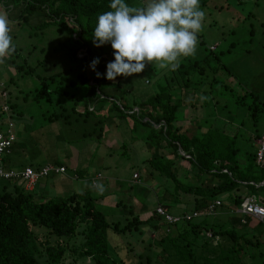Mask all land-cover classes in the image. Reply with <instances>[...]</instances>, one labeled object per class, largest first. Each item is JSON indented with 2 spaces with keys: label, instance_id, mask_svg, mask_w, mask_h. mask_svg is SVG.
<instances>
[{
  "label": "trees",
  "instance_id": "trees-1",
  "mask_svg": "<svg viewBox=\"0 0 264 264\" xmlns=\"http://www.w3.org/2000/svg\"><path fill=\"white\" fill-rule=\"evenodd\" d=\"M125 2L130 6H137L135 0ZM0 3L9 13L8 20L10 12L16 10L15 21L28 24L32 16L39 15L40 23L36 28L46 29L53 25L58 30H64L68 35L67 40L56 50L65 51L71 62L80 61L83 68L82 73L79 70L76 80L68 83L69 88L74 91L76 87H81L82 95L79 93L78 98L76 94L72 95L71 100L75 101L70 109L61 102L55 103L61 112L47 120L51 122L64 118L67 121L72 115H76L82 118L103 116V121L106 122L110 120L113 111L119 122H123L125 116L131 117L135 123L131 126V131L135 130L136 125H143L148 129L143 141L152 152L147 165L150 169L149 180H152L153 185L150 189L135 185L136 194L143 193L145 197H151L156 206L162 204L167 208L166 211L171 206L182 204L186 208L190 207L186 213L196 212L200 215L195 223L192 221L170 226L156 240L160 250L155 256L153 252H149L143 257L142 251L135 248L136 241L144 233L143 229L158 227L156 224L161 220L154 211L145 220L134 218L132 222L122 225L119 220L107 221L106 216L96 208L103 197L93 198L90 192H73L61 197H51L49 193L36 198L34 191L38 184L53 180L56 174L39 179L32 191L25 190V182L20 178H0L8 184V187H0V264H65L62 259L67 254H71L72 264L86 259L93 264H125V260L132 255V264H142L143 260L149 264L152 261L156 264H264V229L260 227L261 232L258 234L254 229L249 230L248 227H253L250 224L253 219L247 218V223L242 224L239 219L231 216L223 223L217 217L216 220L214 217H203L207 205L224 197V200L234 206L233 211L248 196L255 195L264 204V197L259 194L264 192V185L258 186L264 182V162L257 165V148L250 149L254 148V142H250L248 138L241 139L240 127L244 125L229 121L226 113L228 104L235 107L242 105L241 101L247 98V94L241 97L235 95L230 86L213 74H217L220 68L227 71L219 64L216 56L213 60L217 63V68L211 74L206 71L210 66L208 56L200 64L188 61V65L182 66L180 63V67L174 72L159 71L153 83V94L136 104L134 100L131 102V99L124 96L119 99L115 96L122 92V85L131 76H118L115 81H109L103 75L97 78L89 67L91 61L98 57L96 70L104 74L106 64L114 59L110 44L97 48L91 38L97 16L110 10V0H0ZM53 76H49L48 83L53 81ZM45 80L34 90L31 101L37 104L50 103L51 95H67L66 92H59L62 93L60 95L57 91H49ZM61 82L67 80L62 79ZM248 95L258 100L253 94ZM0 97L6 101L2 106L0 103V133L5 132L11 124L16 138L10 153L0 160V166L16 173L27 167L38 172L47 165L64 167L67 172L70 171L68 165L57 159L43 165L30 160L33 165H19L16 170L10 167L7 158L16 149V156L19 157L18 153L25 154L29 145L20 142L14 132L15 125L10 116L16 111V106L10 103L8 91L3 90ZM27 98L23 97L22 101ZM81 102L86 103L83 110L77 107ZM255 107V101L253 107L246 105V118L253 124H262L263 129L254 130L252 140L259 139L264 130V110H256ZM178 108H183L185 114H188L183 115L181 125L177 122ZM218 109L220 115H217ZM6 113L9 115L7 119L3 118ZM191 123L195 130L189 135ZM103 136L100 133L97 138ZM84 138H89L88 134ZM107 148L103 151L109 154L110 148ZM16 160L18 161L17 157ZM179 162H186L189 171L191 169L192 176L187 181H180V173L188 171ZM77 172L80 177L83 175V171L74 169L75 175ZM75 175L70 178L78 179ZM98 180L96 176L90 179L92 189H96ZM147 206L150 208L148 203L143 204V208L146 209ZM221 209L227 211L228 208L222 204ZM208 219L212 223H208ZM235 226H240V234ZM109 229L117 236H128L125 249L121 238L117 245L109 244ZM206 233H211L213 238L218 237L219 242L213 245V238L206 239ZM147 244L151 251L153 242L150 240Z\"/></svg>",
  "mask_w": 264,
  "mask_h": 264
},
{
  "label": "rangeland",
  "instance_id": "rangeland-1",
  "mask_svg": "<svg viewBox=\"0 0 264 264\" xmlns=\"http://www.w3.org/2000/svg\"><path fill=\"white\" fill-rule=\"evenodd\" d=\"M135 1L137 6H142L147 2ZM200 6L206 13V20L202 32L198 35L199 42L196 55L182 59L181 65H188V61L200 64V61L208 56L210 66L207 67L206 71L211 74L213 69L216 70L217 68V63H215L213 57L218 58L219 64L224 66L227 71L220 68L217 74H213L224 84L230 86L235 95L241 97L247 94V98L241 101L242 105L238 107L227 105L226 113L229 121H233L237 125L239 123L243 124L244 126L240 127L241 139L248 138L249 141H253V131L263 129V125L253 124L246 118L248 113L246 105L253 107L255 101V109L264 110V0H200ZM0 13H5L7 17L9 14L1 7V3ZM16 13V10L10 12L11 17L9 20L16 51L11 58L0 64V94L3 90L8 91L10 103L16 106V111L10 116L15 125L14 132L20 142H26L29 146H27L25 154L18 153L20 158L16 156L18 149L14 150L15 152L7 158L10 167H14L13 169L16 170L19 169V165H28L30 160H36L34 163L43 165L52 163L57 159L58 162L68 165L70 168H81L83 171L81 178L83 180L70 179L72 174L70 171L63 177L54 175L53 180H46V184L51 189L49 192L51 197H61L73 192H90L93 198L109 194L112 196L111 201L115 203L119 196L124 202V194H126V197L131 201L128 205L133 203L134 208L137 210H139L141 204L145 203L153 207L155 201L151 197L146 196V198L144 195L137 193V196L142 198L140 199L142 200L141 204L133 197L137 189L132 184L133 173H138L140 180L135 179L136 181L138 180L140 184L144 185L146 182H150L149 184L153 185L152 180H149L148 172L150 169L147 165L152 152L143 141V136L147 134L148 129L143 125H136L135 130L131 131V126L135 125L134 119L125 116V120L119 122L116 119L115 111L111 112L110 120L106 122L103 121V116L82 118L76 115H72L67 121L62 118L63 120L49 122L47 120L49 117L61 112L55 103L61 102L63 106L69 108L75 101V99L71 100L72 95L75 96L76 94V98L79 97V93L82 95L81 87H76V91H74L69 88L68 83L76 80L77 75L80 74L79 70L82 73L83 68L80 61H77V63L71 62L65 51L56 50L59 45L67 40L68 35L64 30H58L53 25L46 29L36 28L35 26L40 23L39 15L32 16L28 24L15 21ZM211 48H213L212 51ZM159 71L164 72L166 70L154 68L149 64L142 73L133 74L129 81L122 85L123 89L121 88L120 91L123 93L115 95L116 99L124 96L131 99V102L134 100L138 104L142 99L152 95L154 91L153 83ZM51 75H54L53 81L48 83V78ZM43 79H46L44 82H46L45 85L49 88V91L66 92L67 95H61L62 93H59L62 97L51 95L50 103L37 104L31 101L34 90L39 88ZM62 79L67 80V82L62 83ZM148 82L149 84H147ZM248 94H253L258 97V100L256 101L254 97ZM23 97L28 98L22 101ZM0 103L2 106L6 101L0 97ZM85 104V102H81L77 107L82 109ZM116 104L118 103L116 102ZM184 114L183 108H178L176 113L178 125L183 123L182 117ZM8 116L6 113L3 118L7 119ZM194 130L195 126L191 123V131L188 130V134L193 133ZM100 133H103L104 136L97 138ZM86 134L89 138H84ZM103 142L105 143L103 144ZM107 147L110 148L108 150L109 154L103 151L107 150ZM179 164L185 171L189 170L187 164L185 165L182 162H179ZM98 172L109 175V179L106 180L105 184H99L103 187L102 193L90 186V179H93ZM191 176V169L189 173L182 172L179 175L180 181H187ZM64 178L71 180V183L69 182V186L66 188L59 189ZM149 184L146 185L149 186ZM116 185L123 186L121 194L116 191ZM1 186L8 187V184L0 180ZM259 194L264 197V192H259ZM222 201L225 204L227 203V200L223 199ZM96 208L106 216L108 222H114L117 220L115 218L122 215L121 210L109 209L107 206L103 208L100 202L96 204ZM187 208L190 209L189 206ZM185 211L187 209H180L179 211L173 206L169 209L170 214L173 216H181ZM230 215L233 219H239L240 221L238 214L233 213ZM245 219L247 220V218ZM210 221L212 223V220L208 219V223ZM250 224L253 225V228L255 227V233H260L261 229L255 221L250 222ZM236 228L240 234V226ZM41 230L43 229H36V231ZM148 235L151 239L157 240V232H150ZM107 237L111 246L117 245L119 238H121L122 247L128 243L127 235L117 236L110 229ZM136 243L138 244V241ZM140 245L144 249L148 248L150 254L153 252V256L160 250L156 243H154L151 251L148 244L143 243ZM142 254L144 257L149 253L142 251ZM62 261L65 264H72L71 254L64 256ZM132 263H134V255L125 260V264ZM78 264H93V262L86 259L79 260ZM142 264L149 263L143 260ZM151 264H156V262L152 261Z\"/></svg>",
  "mask_w": 264,
  "mask_h": 264
},
{
  "label": "clouds",
  "instance_id": "clouds-1",
  "mask_svg": "<svg viewBox=\"0 0 264 264\" xmlns=\"http://www.w3.org/2000/svg\"><path fill=\"white\" fill-rule=\"evenodd\" d=\"M108 7L97 16L92 43L97 48L110 44L114 59L106 64L104 74L96 70L99 58L91 61L89 67L97 78L103 75L115 81L118 76L142 73L149 64L174 72L182 59L196 55L206 20L200 0H147L142 6L110 0ZM9 25L7 15L0 13V64L16 51ZM98 191L102 193L103 187L98 185Z\"/></svg>",
  "mask_w": 264,
  "mask_h": 264
},
{
  "label": "crops",
  "instance_id": "crops-1",
  "mask_svg": "<svg viewBox=\"0 0 264 264\" xmlns=\"http://www.w3.org/2000/svg\"><path fill=\"white\" fill-rule=\"evenodd\" d=\"M220 108V107H219ZM186 115V114H185ZM188 115V114H187ZM186 115V116H187ZM217 115H220V110L218 109V111H217ZM199 118H201V117H199ZM225 120V119H224ZM226 121H228V119L226 120ZM190 130H191V125H190ZM263 132V131H262ZM258 140V139H257ZM257 140H253V142H255V144H254V148H250V149H255V148H257L256 147V141ZM251 142V141H250ZM247 149H249V147L247 148ZM252 150V151H253ZM170 158H172V156L170 157ZM183 164H187L186 162H182ZM188 167H189V165H187ZM71 170L70 171H72V174H71V176H74L75 175V173H74V169H76L77 171H82V169L81 168H79L78 169V167L77 168H73V167H71L70 168ZM73 169V170H72ZM188 172H189V170H187ZM225 172V171H224ZM135 174H138V173H133V176H132V184H134V185H138V186H140V187H142V186H147L148 184H149V182L147 183V185H144V184H140V182H138V180H140V175L138 174V180L136 181L135 179H134V175ZM75 176H78V180H83L80 176H79V174H78V172L76 173V175ZM98 178H100L99 180H98ZM71 179V178H70ZM107 179H109V175H107L106 173L103 175V173L102 172H98V174H96V180H98L99 182H98V184H97V186H96V189L95 190H97L98 189V185L99 184H105V182H106V180ZM68 181H70V180H68V179H66V178H64V181H63V183H62V185H61V188H59V189H64V187L66 188L67 186H69V182ZM140 184V185H139ZM118 185V184H117ZM116 185V191H118V194H121V192H122V189H123V186H117ZM262 185H264V182L263 183H261L259 186H262ZM151 185L149 184V186H147L146 188H149ZM130 189H132L131 187H129ZM150 189V188H149ZM50 186H48L47 184H46V181H41L39 184H38V186H37V188L35 189V191H34V194H35V197L37 198V196L39 195V197H42V196H44V195H48L49 194V192H50ZM141 194V193H140ZM141 195H143V193L141 194ZM255 196V195H254ZM100 197H103L102 198V200H100V203H101V206L103 207V208H105V206H107L109 209H115V210H121V216H119V218H115V219H117V220H115V221H120L121 223H122V225H125L126 223H130V222H132L133 221V219L134 218H138V220H145V219H147L151 214H153V211H154V213H155V209L156 208H158V207H161V208H163L165 211H166V209H165V207L162 205V204H159V205H157L156 206V203H155V205L153 206V207H148L147 206V208L145 209V208H143V204H141L142 203V200H140V199H142L140 196H137V194H136V192L133 194V197L141 204L140 206V208H139V210H137V209H135L134 208V205H133V203H130L129 205H128V203L129 202H131L130 201V199H128L127 197H126V194H124V199H125V201L123 202V200L121 199V196H119V197H117V202H113V201H111V197L112 196H110L109 194H106V195H100L99 196V198ZM225 198V197H224ZM223 198V199H224ZM223 199H219V200H221V202H222V204L224 205V206H226L228 209H227V211L226 210H222L221 209V207H222V204H221V206L220 207H218L216 210H215V214H213V215H206L205 214V211H204V214H203V217L204 218H215V217H217V218H219V221H220V223H223V222H225L226 220H229V218H230V214H238V213H236V212H234L233 211V208H234V206H232L230 203H229V201L227 200V203L225 204V203H223ZM217 200V199H216ZM174 207V206H173ZM175 208L177 209V210H179L180 211V209H185L186 207L184 206V205H177V206H175ZM180 208V209H179ZM231 208V209H230ZM187 209V208H186ZM168 211V210H167ZM166 211V212H167ZM188 211V210H187ZM187 211H185L184 213H186ZM168 213L170 214V212L168 211ZM183 213V214H184ZM190 213V212H189ZM156 215V214H155ZM239 216H240V221H241V223L242 224H246L247 223V221H246V219L245 218H248V217H245V216H242V215H240V214H238ZM157 217H159L160 218V220L161 221H158V223L156 224V225H158V227L157 228H153V227H150L149 229H143V232L144 233H142V236L139 238V240H138V242L140 243V244H143V243H146V245H147V242L148 241H150L151 240V242H153V244L156 242V240H154L153 238L151 239L150 238V236L148 235L150 232H157V234H158V237H157V239H159V237H162L163 236V234H164V232H167L168 231V229H170V226L171 227H173V226H175V225H177V224H174V225H169V224H167L166 222H165V220L162 218V217H160V216H158V215H156ZM182 216V215H181ZM201 218V217H200ZM198 219V218H197ZM215 220H216V218H215ZM254 220V219H253ZM258 225H259V227H261L260 226V224L256 221V220H254ZM231 222H234L235 224H236V222L235 221H231ZM179 224V223H178ZM249 228V230L251 229V228H253V227H248ZM253 229H255V227L253 228ZM156 230V231H155ZM254 231V230H253ZM260 232H261V230H260ZM145 236H146V238H145ZM135 237H139V236H135ZM205 238L207 239H210V238H213L212 236H211V233H206V235H205ZM143 239H145V240H143ZM135 241H136V239H135ZM219 242V240H218V237H215V238H213L212 240H211V243L213 244V245H216L217 243ZM138 243V244H139ZM138 244H136V247L137 248H139L138 250H141V251H143V252H145V253H149V250H148V248L147 249H144V247L142 246V245H138ZM124 249H125V247H123Z\"/></svg>",
  "mask_w": 264,
  "mask_h": 264
},
{
  "label": "built area",
  "instance_id": "built-area-1",
  "mask_svg": "<svg viewBox=\"0 0 264 264\" xmlns=\"http://www.w3.org/2000/svg\"><path fill=\"white\" fill-rule=\"evenodd\" d=\"M210 50H213V48H211ZM15 139L16 138L13 133L12 125L9 124L8 129L5 132L0 133V160H2L5 155L10 153L11 146L15 142ZM255 155L257 165H262V163L264 162V130L261 134V137L257 140V150ZM65 173L66 169L64 167L53 165L44 166L38 172H34L31 168L27 167L18 173L13 171H6L4 170L3 166H0V178H20L23 182H25L26 191H32L38 180L43 177H46L50 174L65 175ZM134 179H138V175L135 174ZM221 204L222 202L219 199L213 201L206 206L205 214H215V210L220 207ZM234 212L256 220L264 229V204L260 203L255 196L246 197ZM155 214L162 217L169 225L192 222L200 216L196 212L184 213L182 216H173L161 207L155 209Z\"/></svg>",
  "mask_w": 264,
  "mask_h": 264
}]
</instances>
